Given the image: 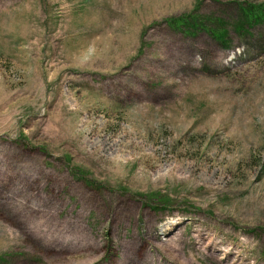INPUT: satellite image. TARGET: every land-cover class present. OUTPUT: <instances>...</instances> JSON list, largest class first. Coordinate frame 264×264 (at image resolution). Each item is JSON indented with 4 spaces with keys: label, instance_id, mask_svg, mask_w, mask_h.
Segmentation results:
<instances>
[{
    "label": "rangeland",
    "instance_id": "374dc122",
    "mask_svg": "<svg viewBox=\"0 0 264 264\" xmlns=\"http://www.w3.org/2000/svg\"><path fill=\"white\" fill-rule=\"evenodd\" d=\"M262 2L0 0V264H264Z\"/></svg>",
    "mask_w": 264,
    "mask_h": 264
},
{
    "label": "trees",
    "instance_id": "16d2710c",
    "mask_svg": "<svg viewBox=\"0 0 264 264\" xmlns=\"http://www.w3.org/2000/svg\"><path fill=\"white\" fill-rule=\"evenodd\" d=\"M241 12L243 18L242 24L245 25V22L248 24H264V2L258 4H246L244 7H241ZM199 25L203 26V23ZM209 31L211 32L212 30ZM213 35L219 41V43L223 45L224 37H222V34L219 32L218 35H215L213 32Z\"/></svg>",
    "mask_w": 264,
    "mask_h": 264
}]
</instances>
